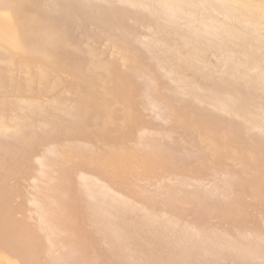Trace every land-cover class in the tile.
<instances>
[{"label":"rangeland","instance_id":"1","mask_svg":"<svg viewBox=\"0 0 264 264\" xmlns=\"http://www.w3.org/2000/svg\"><path fill=\"white\" fill-rule=\"evenodd\" d=\"M0 19V264H264V0Z\"/></svg>","mask_w":264,"mask_h":264},{"label":"bare ground","instance_id":"2","mask_svg":"<svg viewBox=\"0 0 264 264\" xmlns=\"http://www.w3.org/2000/svg\"><path fill=\"white\" fill-rule=\"evenodd\" d=\"M12 29H13V26H12V21L11 20H9V19H0V39L4 43H6L10 47L11 50H14V49H16L18 47V42L17 41L19 39V35L15 34V32ZM22 42H25V40H23ZM35 60L36 59L33 56L27 57V61L28 62H34ZM9 63H10V61H9ZM123 162H124V160H123Z\"/></svg>","mask_w":264,"mask_h":264}]
</instances>
